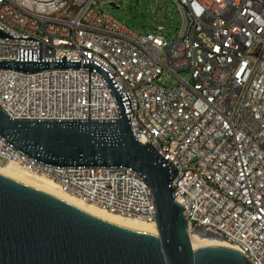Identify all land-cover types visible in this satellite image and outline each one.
<instances>
[{"label":"built area","instance_id":"2783aa9c","mask_svg":"<svg viewBox=\"0 0 264 264\" xmlns=\"http://www.w3.org/2000/svg\"><path fill=\"white\" fill-rule=\"evenodd\" d=\"M117 1L0 0V61L80 64L0 69L1 109L13 119L114 121L118 99L88 66L100 68L135 138L177 169L174 197L189 210L190 236L233 240L264 264V0H172L180 22L171 40L164 27L138 33L103 10ZM0 158L87 203L156 224L152 191L132 168L53 166L1 136ZM182 171L189 179L177 184Z\"/></svg>","mask_w":264,"mask_h":264},{"label":"water","instance_id":"95a60500","mask_svg":"<svg viewBox=\"0 0 264 264\" xmlns=\"http://www.w3.org/2000/svg\"><path fill=\"white\" fill-rule=\"evenodd\" d=\"M79 67L67 61H0V69L31 73ZM88 67L107 78L120 106L116 120L13 119L0 107V136L53 166L132 168L152 191L158 233L113 224L0 174V264H253L231 247L193 248L185 209L174 197L177 169L135 138L112 81L100 68Z\"/></svg>","mask_w":264,"mask_h":264},{"label":"bare ground","instance_id":"6f19581e","mask_svg":"<svg viewBox=\"0 0 264 264\" xmlns=\"http://www.w3.org/2000/svg\"><path fill=\"white\" fill-rule=\"evenodd\" d=\"M26 16L35 17V10L26 9ZM243 18H251V11H243ZM0 174L47 192L82 209L83 211H86L113 224L135 231L146 232L150 234L158 233L155 223L142 221L136 218H128L106 211V205L95 206L93 204L87 203L74 195L64 192L52 179L43 175L30 173L16 162H10L7 165L0 166ZM188 179L189 171H182L181 177H177V184H184V180ZM184 215L186 219H189V210H184ZM190 237L194 249L208 246H224L235 249V242L230 239H223V241H221L214 238H201L197 235H191ZM239 246L244 248V250H251V241L248 240V238H239Z\"/></svg>","mask_w":264,"mask_h":264},{"label":"rangeland","instance_id":"374dc122","mask_svg":"<svg viewBox=\"0 0 264 264\" xmlns=\"http://www.w3.org/2000/svg\"><path fill=\"white\" fill-rule=\"evenodd\" d=\"M105 4L102 8L117 19L121 20L130 29L138 33L159 32L171 40L176 35L180 22V14L172 0H118L115 3ZM184 75V74H183ZM164 84L174 85L172 79H165ZM6 161L0 158V166Z\"/></svg>","mask_w":264,"mask_h":264}]
</instances>
